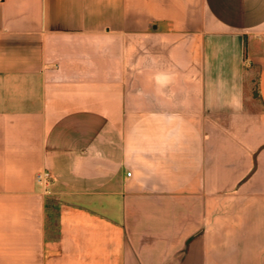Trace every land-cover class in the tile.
<instances>
[{"label": "crops", "instance_id": "crops-1", "mask_svg": "<svg viewBox=\"0 0 264 264\" xmlns=\"http://www.w3.org/2000/svg\"><path fill=\"white\" fill-rule=\"evenodd\" d=\"M0 248L264 264V0H0Z\"/></svg>", "mask_w": 264, "mask_h": 264}, {"label": "built area", "instance_id": "built-area-1", "mask_svg": "<svg viewBox=\"0 0 264 264\" xmlns=\"http://www.w3.org/2000/svg\"><path fill=\"white\" fill-rule=\"evenodd\" d=\"M128 176H131V174L128 173ZM36 180L38 183H47L50 180V174L48 172H41L37 175Z\"/></svg>", "mask_w": 264, "mask_h": 264}, {"label": "rangeland", "instance_id": "rangeland-1", "mask_svg": "<svg viewBox=\"0 0 264 264\" xmlns=\"http://www.w3.org/2000/svg\"><path fill=\"white\" fill-rule=\"evenodd\" d=\"M3 248H0V251L2 250Z\"/></svg>", "mask_w": 264, "mask_h": 264}]
</instances>
